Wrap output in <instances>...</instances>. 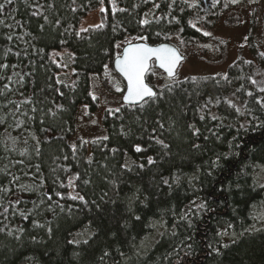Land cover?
Returning <instances> with one entry per match:
<instances>
[{
	"label": "trees",
	"instance_id": "obj_1",
	"mask_svg": "<svg viewBox=\"0 0 264 264\" xmlns=\"http://www.w3.org/2000/svg\"><path fill=\"white\" fill-rule=\"evenodd\" d=\"M0 5V264H264V66L239 58L165 84L105 111L102 138L69 141L119 41L193 46L229 0ZM101 7L102 24L80 30ZM66 51L67 67L53 56Z\"/></svg>",
	"mask_w": 264,
	"mask_h": 264
},
{
	"label": "rangeland",
	"instance_id": "obj_2",
	"mask_svg": "<svg viewBox=\"0 0 264 264\" xmlns=\"http://www.w3.org/2000/svg\"><path fill=\"white\" fill-rule=\"evenodd\" d=\"M229 1L232 3L231 0ZM232 4L234 7L225 11L221 16L222 19L213 25L207 23L197 28L202 37L193 46L177 43L176 48L183 56V60L176 70L175 81H182L196 75H224L227 67L236 63L239 58L252 61L258 71L264 66L257 58L258 55L264 53V0H237ZM101 8L86 17L80 30L102 24L99 16ZM238 21L239 24H237ZM205 33H210V35H205ZM129 41L133 39L119 41L118 51ZM56 55L65 60V67H67L71 58L68 52L53 54V56ZM153 72L152 82L148 84L152 88L160 89L165 84L173 83L160 70L154 69ZM67 73L68 76L66 74L62 76L64 80L61 78L62 74H59L58 78L67 83L72 82L71 67L67 69ZM90 77V87L93 95L98 98V105L95 111H91L86 105L79 106L76 133L69 140L73 146L78 141L90 143L92 140L105 136L106 131L101 124L103 113L107 110H117L123 103L122 94L125 86L123 80L116 75L113 69L107 68V74L104 71L99 77L94 75ZM256 79L264 82V70L259 71ZM255 175V183L263 185L264 165ZM255 217L257 221L255 227L264 226V208L259 213H255Z\"/></svg>",
	"mask_w": 264,
	"mask_h": 264
},
{
	"label": "snow or ice",
	"instance_id": "obj_3",
	"mask_svg": "<svg viewBox=\"0 0 264 264\" xmlns=\"http://www.w3.org/2000/svg\"><path fill=\"white\" fill-rule=\"evenodd\" d=\"M8 2L10 3L11 0H8ZM216 2L217 0H213V5H215ZM231 2L236 3L237 0H231ZM2 8L3 5H0V9ZM101 11H104V9L101 8ZM142 23H146V21H142ZM82 31H87V29H82ZM77 35H79V33H77ZM205 35H210V33H205ZM261 55H264V53ZM153 58L159 62L160 68L165 69L167 77L171 79L173 83H177L174 79L176 75L175 69L182 57L175 49L170 48L166 44H162L155 48L147 44H130L128 47L124 48L123 57L117 56L116 59L117 69L127 80V94L124 96L126 102H138L145 100V97L152 98L157 95L152 88L144 82L145 74L153 71L149 63ZM107 67L108 66L105 65L106 74ZM117 111H119V109H117ZM157 142L163 143L162 141ZM140 150V147L137 146V151ZM148 162H153L151 157L148 158ZM164 182L167 183V180ZM73 199H76V197H73ZM80 199H83V197H80ZM199 207H203V205ZM137 219H139V217H137Z\"/></svg>",
	"mask_w": 264,
	"mask_h": 264
},
{
	"label": "water",
	"instance_id": "obj_4",
	"mask_svg": "<svg viewBox=\"0 0 264 264\" xmlns=\"http://www.w3.org/2000/svg\"><path fill=\"white\" fill-rule=\"evenodd\" d=\"M130 44H147V43H146V42H143V41H140V42H136V41H135V42H130V43L124 45V46L122 47V49L120 50V52H119V56H120L121 58L123 57L124 48L128 47ZM162 44H166V45H168L170 48L175 49V50L177 51V53L182 57V59L179 61L178 65H177V68H178V66L180 65L181 61L183 60V56L181 55V53L177 50V48H176L173 44H170V43L164 42V43H161V44H159V45H149V44H147V45L150 46V47H154V48H155V47H158V46H160V45H162ZM116 59H117V57L113 60L112 65H113V70H114V72L116 73V75H118V76L123 80V83H124V86H125L124 92H123V94H122V102H123V104L132 106V105H137V104L142 103L143 100H142V101H138V102H133V101L126 102V101L124 100V96L127 94V80H126V78L123 76V74L120 73V71L117 69V67H116ZM152 62L154 63V66H155L158 70H160L162 73H165V75L167 76V72L165 71V69L159 67V62L156 61L155 58H153V59L149 62L150 65L152 64ZM177 68L175 69V72H176ZM146 75H147V74H145L144 82L147 84V82H146ZM147 85H148V84H147ZM148 86H149L150 88H152L150 85H148ZM152 90L155 92V89H154V88H152ZM147 98H148V97H145V99H147Z\"/></svg>",
	"mask_w": 264,
	"mask_h": 264
}]
</instances>
